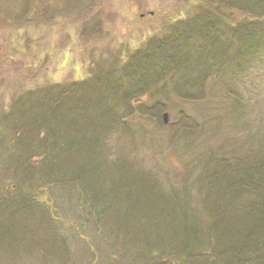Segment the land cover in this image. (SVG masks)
Returning <instances> with one entry per match:
<instances>
[{"label": "rangeland", "instance_id": "374dc122", "mask_svg": "<svg viewBox=\"0 0 264 264\" xmlns=\"http://www.w3.org/2000/svg\"><path fill=\"white\" fill-rule=\"evenodd\" d=\"M198 3L0 0V264H44L52 254L59 264H156L159 249L188 250L181 264L229 263L259 228L264 236V206L242 185L259 175L264 139L257 33L199 26L174 41L167 61L126 67L151 93L139 94L142 107L164 100L153 118L138 100L130 115L114 92L102 99L110 80L97 67H113ZM57 145V160L43 157ZM77 182L109 204L106 218L92 199L74 203ZM19 195L37 203L32 214L2 203ZM197 227L210 229L188 236ZM205 243L212 257L195 253Z\"/></svg>", "mask_w": 264, "mask_h": 264}, {"label": "trees", "instance_id": "16d2710c", "mask_svg": "<svg viewBox=\"0 0 264 264\" xmlns=\"http://www.w3.org/2000/svg\"><path fill=\"white\" fill-rule=\"evenodd\" d=\"M198 2L199 3L195 7L193 13L187 14L186 16L181 18L179 17L177 19L171 20L162 34H159V36L154 35L148 40H146L144 44L139 48H134L131 51L129 50L128 53L124 54L123 58L116 57L115 61L113 62L114 64L113 67H111L110 65L97 67L98 76L101 73V71H104L105 75L108 76L110 80V85L105 88V91H103V95H102L103 101L109 100L108 97L112 95V92H114V95L112 97L113 101L116 103L117 101L121 100L124 103L125 114L127 112L128 114L133 115L135 113V108H136L134 107L135 106L134 103H136V101L138 100V103L140 105L138 106L137 109H139V111L143 113L144 116L153 118L158 112L164 109L163 105L165 104V102L164 103L159 102L157 98L162 99V97L160 98L156 96L155 98L150 99L149 100L150 102H145V104L143 105L144 107H142L143 103L142 101H139L140 96L147 93L149 95L148 97H150L151 93L149 94L148 93L149 90L146 89L147 87H144L143 84L140 83L141 78L137 76V73L131 71V73H127V78H126L124 76L125 68L128 66H133L139 61H143L145 59H152L155 61L165 59L167 61L168 59L172 58V56H174V41L177 40L181 35L189 34L191 31H193L196 28L200 29L199 26L205 27L210 25L209 27H213V29H215V32L218 33H223L224 30H228L231 33V36H235V34L238 32L240 33L243 32L246 36L252 37L254 33H257L259 36V40H258L259 43L261 44L264 43V0H202V1L198 0ZM240 15H242V17H240ZM260 47H261L260 48V53H261L264 51V46L262 45ZM112 74L114 75L116 74L120 77L121 87L118 85V82L115 80V78L113 79ZM86 83L87 82L84 81L77 83L75 89L79 87H86L87 85ZM126 85L129 87L130 89L129 91L125 90ZM131 85L132 88H130ZM39 146L45 148L41 144ZM257 146L259 148V153H260L258 156L259 175L257 177L250 176L244 179L242 184L244 190L243 195L255 194V200L253 201V203L256 202L264 206V139ZM254 147L255 144H250L247 147V149H245L243 152L245 153L248 150L251 151L254 149ZM59 148L60 146L57 145L55 149H50V150L45 149L44 151L46 153H41V154H43V157L49 156L51 161H54L57 160L58 158L56 156L59 155L57 152L60 153ZM65 149H67V145ZM42 166H44V164H42ZM30 175L34 176V173L31 172ZM81 178L82 177L79 174H77L76 178L69 177L64 180L65 182H70L71 180L74 179L79 180ZM48 183L53 184V181L49 179ZM78 183L79 186L78 187L76 186L77 188L76 191L78 190V193H80L79 192V188H80L82 189L83 194L80 193L78 195L79 198L78 197L75 198L76 200L74 203L77 204L80 200V197H82V199L84 198L92 199L91 202L94 204L97 203L98 206L95 209L96 214L100 215V217L106 218L107 210H108L106 208H109V204L106 203L104 199L98 200L92 194L87 193V191L83 189L84 188V186L82 185L83 182H77L76 184ZM13 196H18V195H13ZM2 200H3L2 203L5 204L7 208L10 206V204H12L17 208L16 210L19 209L28 210L30 214H32V212L37 209L36 208L37 203L35 205L33 200L27 197L25 198L22 195H19V197L16 198H4ZM82 202L80 200L79 203L81 204ZM54 204L56 203L54 202V200H52V205ZM55 207L57 208V206ZM50 211L52 210L50 209ZM55 215L56 213L54 211V214H52V216L54 217ZM55 218L57 219L58 217L55 216ZM56 219H54V221L58 222ZM56 222H55V226H56ZM197 228L199 230L193 229V232L188 233V236H192L193 234V236L201 239V237H204L205 233L210 229L209 227L207 228L204 227L203 229L201 227H197ZM254 239H255L254 240L255 245L254 243H252L251 245L248 246V243H246L245 245L242 244L240 248L238 247V250L235 252L234 258L231 262L225 263L221 261L212 260L211 262H208V264H264V236L261 235L260 228L257 236ZM67 249H69V247H67ZM204 249H205L204 254H200L197 251H195V253L198 254L199 256H202L203 258L213 256V255L210 256L208 252L209 246L206 247V243ZM159 250L161 251L162 256H155L157 257L155 258V261L157 260L156 264L167 263L166 261L167 257H169V261H170L167 264H181L182 262L186 263L187 254L189 252L188 250H186L184 253H181L176 249L175 250L170 249V250H165L164 251L165 254H163L162 249ZM67 257L68 256H64L65 260H67ZM151 257L153 256L150 255L146 258L149 259ZM160 257L163 262L159 260ZM58 260H59V255L52 254L50 255V260H45V263L49 261L50 262L49 264H59L60 262H58ZM68 261H69L68 264H71L73 262L71 259L70 260L68 259Z\"/></svg>", "mask_w": 264, "mask_h": 264}, {"label": "water", "instance_id": "95a60500", "mask_svg": "<svg viewBox=\"0 0 264 264\" xmlns=\"http://www.w3.org/2000/svg\"><path fill=\"white\" fill-rule=\"evenodd\" d=\"M163 119H164V122H167V119H168V113L167 112L163 113Z\"/></svg>", "mask_w": 264, "mask_h": 264}]
</instances>
